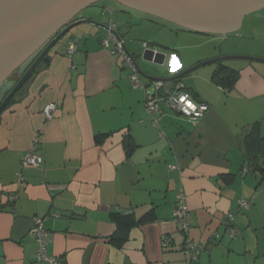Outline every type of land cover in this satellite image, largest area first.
<instances>
[{
	"label": "crops",
	"instance_id": "0c3cea01",
	"mask_svg": "<svg viewBox=\"0 0 264 264\" xmlns=\"http://www.w3.org/2000/svg\"><path fill=\"white\" fill-rule=\"evenodd\" d=\"M119 11L123 20L136 17L148 29L137 38L118 30L134 57L140 38L171 56L170 65L155 72L143 65L151 76L170 78L225 55L264 59V12L246 16L241 28L256 42L244 44L239 36L219 51L192 54L186 45L168 47L158 36L149 40L150 32L208 37L199 48L219 35L148 14L142 18L144 13L123 6ZM254 21L262 25L255 27ZM87 27L76 34L80 41L71 39L76 52L69 56L67 43L56 46L50 62L39 66L0 115V264H49L36 259L38 243L31 230L38 218L49 232L48 255L57 264H194L183 253L184 235L175 221L179 190L187 196L190 236L204 247L199 264H264V185L255 175L243 174L242 148L256 123L264 134V62L225 61L239 72L231 91L212 81L217 63L178 80L196 102L210 106L198 121L164 103L160 114L151 115L144 88L151 81L139 75L142 87H135L124 59L101 44L105 29ZM164 84L170 91L173 82ZM50 104L57 109L48 120L44 109ZM37 139L43 162L24 168L22 160ZM127 144L133 147L130 154ZM239 199L251 201V208L238 209ZM149 211L155 219L133 228L117 248L112 214L141 218ZM229 213L235 238L227 237L222 225ZM163 239L169 241L166 246Z\"/></svg>",
	"mask_w": 264,
	"mask_h": 264
},
{
	"label": "water",
	"instance_id": "95a60500",
	"mask_svg": "<svg viewBox=\"0 0 264 264\" xmlns=\"http://www.w3.org/2000/svg\"><path fill=\"white\" fill-rule=\"evenodd\" d=\"M101 0H0V87L26 61L34 57L5 99L0 103V115L23 90L42 64L50 62V53L75 27L89 24L106 29L79 14ZM121 6L173 22L185 29L227 37L241 30L246 16L264 9V0H114ZM46 46L43 49V47ZM138 74L154 82H174L205 65L229 61H263L256 57L224 56L201 62L170 78L147 74L125 45ZM144 62L160 67L169 66L167 55L146 49ZM33 60V59H32ZM216 234V233H215ZM214 234V235H215Z\"/></svg>",
	"mask_w": 264,
	"mask_h": 264
},
{
	"label": "built area",
	"instance_id": "2783aa9c",
	"mask_svg": "<svg viewBox=\"0 0 264 264\" xmlns=\"http://www.w3.org/2000/svg\"><path fill=\"white\" fill-rule=\"evenodd\" d=\"M103 47L110 51L115 57H122L127 67L132 70L130 76L131 82L135 87H142L139 74L134 66V62L126 52L125 41L120 37L117 25L111 20L106 25L105 36L101 40ZM148 44L144 43L145 50L148 49ZM77 50L75 41L71 40L67 43V54L72 56ZM165 84L163 82L151 81L145 88V104L148 112L151 115L161 112V103H164L172 110L179 112L183 116L188 117L191 121L195 122L203 118V116L210 110V106L204 102H196L193 95L186 89L182 82L173 84L170 91H164ZM185 100L187 103H185ZM191 105V106H190ZM57 107L55 104H50L45 107L44 115L46 119L51 120L54 116ZM35 141L33 147L27 152L22 160V167L38 166L43 162L41 155L37 153V143ZM237 208L240 210H249L252 202L245 199H239L236 202ZM175 221L181 226V231L184 235L183 253L194 264H199V258L204 250V247L196 243L190 236L191 225L189 223V207L187 205V196L183 190H179L177 195V202L174 208ZM234 214L229 213L223 221V227L231 238H234L238 231L233 225ZM31 235L36 238L38 243V250L36 259L39 262H48L49 264H57L54 257L48 255L47 245L49 241V232L45 229L44 220L35 219L34 226L31 230ZM215 239H219L220 235L215 234ZM169 243L167 239H163V245Z\"/></svg>",
	"mask_w": 264,
	"mask_h": 264
},
{
	"label": "rangeland",
	"instance_id": "374dc122",
	"mask_svg": "<svg viewBox=\"0 0 264 264\" xmlns=\"http://www.w3.org/2000/svg\"><path fill=\"white\" fill-rule=\"evenodd\" d=\"M119 6H121L120 4H118L117 2H115L114 0H101L93 5H91L90 7H88L87 9H85L83 12H81L79 14V17L82 16H92L93 18L97 19L96 21L101 22V23H109L111 20L117 25V30L121 31V33H127L129 32L132 36H134V38H137L139 35H142L143 31L146 30L148 31V29L145 26H142L141 22L142 20H136L134 17L133 19H131V21L127 22L124 19V15L119 11ZM142 14V13H141ZM142 18L144 17H148V15L143 14L141 15ZM156 19V18H155ZM158 21V19H156ZM122 21V22H121ZM161 22V21H160ZM146 22H144L143 24H145ZM166 25L171 26L173 28H176L174 24L171 23H166ZM255 27L262 25L260 22L253 24ZM88 24H83L80 26H77L75 28H73L58 44L57 47L63 46L65 45V43H67L69 40H71L73 38V40H77L76 39V34L79 32V30H81L82 28H88L87 27ZM143 30V31H142ZM150 36L151 38H149V40L152 39V37L154 36H158V40L161 43H164L165 45H167L168 47H179V46H188L190 52L193 54L195 52H199V53H203L206 50H221L222 46H229L230 42L235 41L236 38H239V36H243L241 37V41L244 44H248L249 41L252 42H256V40H258L257 38H255L253 35L248 34L247 32H245V30H239V32L235 33V34H231L228 35L227 37L229 38V40L227 41L226 38L227 37H223V36H217L216 38H218L216 41L212 42V44H208V46H201L199 48V44L209 41L210 39L208 37H194L192 35V37L188 38L187 34H183V33H179V35H177L176 33L173 34H168L167 33H157L155 31H151L150 32ZM157 33V34H156ZM149 34V33H148ZM245 35V36H244ZM194 37V38H193ZM252 39V40H251ZM79 41L81 39H78ZM77 40V41H78ZM232 40V41H231ZM239 40V39H238ZM144 41H147L144 38H140L139 41L135 42V44H139V51L136 54V60L139 63V65L143 67V65L145 66H151L153 69V72H155L156 70H161L164 67H160L157 65H153V64H148L146 62L143 61L142 59V55L145 51V49L143 48V43ZM148 42V41H147ZM156 43L158 41H155ZM236 42V41H235ZM159 43V42H158ZM254 44V43H253ZM196 45V46H195ZM155 44H151L150 47L148 48L149 50H155ZM215 48V49H214ZM165 51H167L165 48H163ZM249 50V49H247ZM164 53V52H163ZM167 55V62H170V54H168L167 52L165 53ZM178 54V53H177ZM170 56V57H169ZM225 56H246V57H253V56H247V55H225ZM220 57H224V56H219L217 58ZM215 59V58H213ZM213 59H209V60H213ZM206 60V61H209ZM237 61V60H236ZM205 62V61H202ZM229 62L232 61H227V63L229 64ZM235 62V61H234ZM32 63V59H29L28 61H26L21 67H19L0 87V103L5 99L6 97V93L10 90L13 89V87L17 84V82L22 78V76L25 74L26 72V68ZM210 65H205L203 67H207ZM145 69V68H144ZM146 72V70H145ZM148 74V73H147ZM250 179L252 178L251 176L249 177ZM225 230V228H224ZM227 237L231 238L229 236V234L226 232ZM235 238V237H234Z\"/></svg>",
	"mask_w": 264,
	"mask_h": 264
},
{
	"label": "trees",
	"instance_id": "16d2710c",
	"mask_svg": "<svg viewBox=\"0 0 264 264\" xmlns=\"http://www.w3.org/2000/svg\"><path fill=\"white\" fill-rule=\"evenodd\" d=\"M33 61L34 59L32 60V63ZM217 64L218 67L212 75V81L222 89L231 91L238 81L239 72L227 66L225 61L218 62ZM30 65L26 68V70L30 67ZM176 82L177 81L173 82V84ZM10 91L6 93V96ZM126 148L128 154H130L131 149L133 148L131 144H127ZM242 148L246 165L245 169L243 170V174L251 173L252 175H255L258 179V185H264V134L261 132L259 123L253 125L249 129L248 133L244 136L242 140ZM112 219L116 225V232L112 237V242L117 248H122L123 245L128 241L131 230L137 226L153 221L155 219V214L153 211H149L141 218H137L133 214L122 215L114 213L112 214Z\"/></svg>",
	"mask_w": 264,
	"mask_h": 264
},
{
	"label": "flooded vegetation",
	"instance_id": "af4514ba",
	"mask_svg": "<svg viewBox=\"0 0 264 264\" xmlns=\"http://www.w3.org/2000/svg\"><path fill=\"white\" fill-rule=\"evenodd\" d=\"M260 12H264V9L261 10ZM79 18H80V17H77V18H75L74 20H75V21H76V20H79ZM245 19H246V18H245ZM245 19H244V21H245ZM244 21H243V24H244ZM242 26H243V25H242ZM45 47H46V46H44L42 50H44ZM35 56H36V55H35ZM35 56H34V57H35ZM34 57H33L32 59H34Z\"/></svg>",
	"mask_w": 264,
	"mask_h": 264
},
{
	"label": "clouds",
	"instance_id": "9594fccd",
	"mask_svg": "<svg viewBox=\"0 0 264 264\" xmlns=\"http://www.w3.org/2000/svg\"><path fill=\"white\" fill-rule=\"evenodd\" d=\"M185 103H187V101L185 100ZM191 106V105H190Z\"/></svg>",
	"mask_w": 264,
	"mask_h": 264
}]
</instances>
